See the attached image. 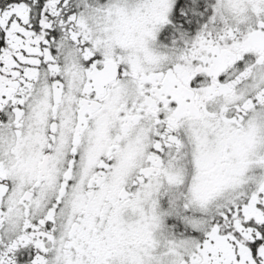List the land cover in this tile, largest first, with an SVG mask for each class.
<instances>
[{"label": "snow or ice", "instance_id": "obj_1", "mask_svg": "<svg viewBox=\"0 0 264 264\" xmlns=\"http://www.w3.org/2000/svg\"><path fill=\"white\" fill-rule=\"evenodd\" d=\"M0 264H264V0H0Z\"/></svg>", "mask_w": 264, "mask_h": 264}]
</instances>
